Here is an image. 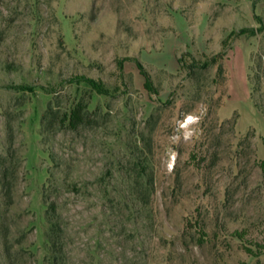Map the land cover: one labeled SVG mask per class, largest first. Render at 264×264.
Instances as JSON below:
<instances>
[{
    "label": "rangeland",
    "instance_id": "rangeland-1",
    "mask_svg": "<svg viewBox=\"0 0 264 264\" xmlns=\"http://www.w3.org/2000/svg\"><path fill=\"white\" fill-rule=\"evenodd\" d=\"M263 161L264 0H0V264H264Z\"/></svg>",
    "mask_w": 264,
    "mask_h": 264
},
{
    "label": "trees",
    "instance_id": "trees-1",
    "mask_svg": "<svg viewBox=\"0 0 264 264\" xmlns=\"http://www.w3.org/2000/svg\"><path fill=\"white\" fill-rule=\"evenodd\" d=\"M137 66L145 78L144 87L151 93H157V89L153 86V82L149 73L146 72L144 65L137 60ZM75 80L79 83H86L90 85L94 90L101 93L104 90V83L100 80H95L86 76H77ZM87 107L83 104H78L74 107L68 115L65 116V122H68L69 126L72 128H78L81 124L86 122L85 110ZM264 164V161H263ZM13 176V178H11ZM16 177L13 174H10L8 170H0V186L2 189V193L4 195L7 206H11V202L13 200V187L15 183ZM46 219L49 226V242L51 244V248L53 253L60 252L61 246V234H62V226L60 223V215L58 213V207L55 202L47 203L46 210ZM203 236L204 235L203 233ZM249 253L253 251L248 249Z\"/></svg>",
    "mask_w": 264,
    "mask_h": 264
}]
</instances>
